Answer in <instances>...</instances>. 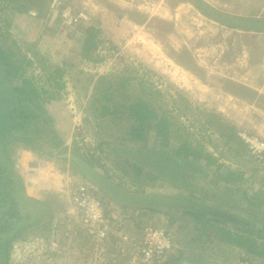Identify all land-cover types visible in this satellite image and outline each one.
<instances>
[{
  "label": "rangeland",
  "instance_id": "1",
  "mask_svg": "<svg viewBox=\"0 0 264 264\" xmlns=\"http://www.w3.org/2000/svg\"><path fill=\"white\" fill-rule=\"evenodd\" d=\"M205 1L217 9L218 19L203 14L190 0H36L23 12L0 1L2 45L19 50L18 64L23 56L33 61L29 66L22 60L25 71L14 82H34L62 137L60 145L48 137L33 138L31 144L41 149L23 141L8 148L26 194L46 201L52 215L49 228L45 216L13 241L9 264H130L146 225L166 228L175 241L176 251L160 264L195 254L205 264L242 259L264 264V256L229 243L219 231L221 224H202L179 209L140 211L91 183L105 202L110 236L116 239L112 245H117L111 248L106 242L99 248L79 229L73 201L80 184L89 181L61 156L76 154L129 191L187 198L192 190L177 186L160 161L164 154L180 151L184 156L186 149L208 153L211 160L188 157L201 172L179 176L194 185L192 193L198 198L255 223L264 248V167L240 135L264 139V89L256 88L263 84L264 72L238 54L237 38L250 31L219 21L230 16L235 17L229 18L232 23L250 26L255 15H264V0ZM91 25L100 29V43L86 51ZM56 66L64 70L62 75L56 76ZM137 101L158 115L150 119L145 141L130 138L135 120L130 105ZM104 105L114 111L104 114ZM161 115L168 117L167 141L155 126ZM101 141L107 144L102 150ZM138 153L141 157L135 158ZM145 154L147 164L136 171L135 163ZM19 209L22 214L39 213L21 202ZM24 223L26 219L19 222Z\"/></svg>",
  "mask_w": 264,
  "mask_h": 264
},
{
  "label": "trees",
  "instance_id": "2",
  "mask_svg": "<svg viewBox=\"0 0 264 264\" xmlns=\"http://www.w3.org/2000/svg\"><path fill=\"white\" fill-rule=\"evenodd\" d=\"M1 1V0H0ZM7 2L15 12H23L28 8L30 3L36 0H2ZM39 1V0H37ZM43 1V0H41ZM201 12L213 19H218V11L211 4L205 0H190ZM4 10V8H0ZM1 11V13H2ZM229 18H235L228 16V20L220 18L221 23L227 25L228 27H239L243 29H258L255 24L250 26L241 25L239 23H232ZM1 14H0V31H1ZM100 32V29L96 26H89L87 28V37L84 42V49L86 51L93 48L96 49L100 43L97 39V34ZM97 39V40H96ZM2 40L0 39V264H9V250L13 245V241L21 235L22 231L29 226L34 225L36 222H40L47 216L45 228H49L51 223L52 215H49L51 211L49 205L44 200H40L33 196H28L26 194V187L23 183L22 178L15 169L14 158H11L8 153V148L10 145H14L17 141H23L24 143L32 146L35 149H41L40 146H34L31 144L33 138H40L41 140H52L55 145H60L62 143V137L59 136L57 128L55 127L56 120L50 115V112L45 108V102H41L38 97L41 96V92L34 85L32 80L23 78L21 83H15L14 80L16 77H20L25 71V65H22V60L26 61V65H32L33 61L22 57L20 64L15 60V56H19L18 51H15L11 48H6L3 46ZM21 54V53H20ZM56 76H60L64 73L60 67H55ZM59 85V83L57 82ZM43 90V89H42ZM46 92V90H44ZM53 98V97H51ZM103 113L107 114L108 112H113L110 110L109 106H103ZM132 111L131 116L135 119L134 123L130 127L129 133L130 138L134 140H146L145 130L152 126L150 121L151 118H156L158 115L155 112L154 108L149 107L143 101H137L134 104L130 105ZM168 117L167 115H161L159 121H156L155 126L161 130L163 133V139L168 140ZM41 125V126H40ZM44 131V133H42ZM48 137V139H46ZM104 145H107L105 141H101L98 144V147L102 150ZM186 146V144H184ZM180 151L178 153L171 154V156L164 154L162 159L158 156L155 157L157 160L161 161L164 165L169 167V172L165 174L173 180H177V186L183 185L184 187H189L192 191L194 185L191 186V183L187 180H184L180 177V173L187 175H195L203 170L200 168V165L194 163L189 159V155L193 154L195 156H204L208 160H211V156L208 153H201V151L196 149H186L185 155L180 156ZM76 155V154H75ZM135 158H140V153L136 154ZM67 160L73 163L77 167L75 161L69 157L65 156V153L61 155ZM148 158L153 157L151 153H147ZM147 156L145 154L144 159L142 156V162L135 163V170L139 171L140 166L147 164ZM215 160L214 158L212 159ZM87 161V160H86ZM88 162V161H87ZM90 163V162H89ZM80 171V169L78 168ZM156 170L160 171L159 168ZM164 170H162V173ZM161 173V171H160ZM232 174V173H231ZM179 176V178H178ZM188 176V177H189ZM192 191L189 193L188 199L205 201V197L198 198L195 196ZM104 193V192H103ZM105 194V193H104ZM108 196V195H106ZM23 205H28L30 208H35L39 211L36 216H33L30 212L22 214L19 209V203ZM206 202V201H205ZM238 201L234 202L232 205L236 204ZM123 204V203H121ZM127 205V204H124ZM134 207L137 210L147 209L155 211H169V209H153V208H141ZM221 209V208H220ZM224 210V209H223ZM185 214L193 216L196 221L201 222L202 224H221L219 227L220 233L225 236L229 243H233L237 247H240L246 250L248 253L254 254L258 257L264 256V248L261 249L263 245L257 240L263 235L256 234L254 229L256 224L252 221H247L239 216V219H242L244 222L239 224L235 223L230 219L211 216L203 213L182 210ZM230 213L227 210H224ZM232 214V213H231ZM236 216V214H233ZM26 219V223L19 224L21 220ZM21 225V226H20ZM232 226L237 231H232L228 227L226 229L224 226ZM218 226V225H217ZM144 229V228H143ZM143 234V233H142ZM110 239V238H109ZM112 241V239H111ZM110 241V242H111ZM109 240H107V243ZM114 245L111 246L113 248ZM176 261V262H174ZM165 264H205L199 256L196 254L191 258H188V255L184 259L177 258L166 261Z\"/></svg>",
  "mask_w": 264,
  "mask_h": 264
},
{
  "label": "built area",
  "instance_id": "3",
  "mask_svg": "<svg viewBox=\"0 0 264 264\" xmlns=\"http://www.w3.org/2000/svg\"><path fill=\"white\" fill-rule=\"evenodd\" d=\"M240 135L244 139L251 156L261 159L264 167V139L245 133ZM73 201L80 215L79 228L93 237L94 243L101 245L99 248H104L103 244L109 240L110 232H112L108 224L105 202L92 184L87 181L82 182L77 191L74 192ZM136 248L137 256L130 258V264H160L176 251L175 241L166 228L153 225L144 227L142 237ZM99 252L100 255L101 250ZM236 264L252 263L242 259Z\"/></svg>",
  "mask_w": 264,
  "mask_h": 264
},
{
  "label": "water",
  "instance_id": "4",
  "mask_svg": "<svg viewBox=\"0 0 264 264\" xmlns=\"http://www.w3.org/2000/svg\"><path fill=\"white\" fill-rule=\"evenodd\" d=\"M65 156L75 161V164L80 169V172L89 182L100 188L106 195L120 203L141 208L189 210L206 215L227 218L239 224L244 222L237 216L212 206L205 201L192 200L186 197L170 196L165 194H147L129 191L116 184L95 166L91 165L81 157L70 152H67Z\"/></svg>",
  "mask_w": 264,
  "mask_h": 264
},
{
  "label": "crops",
  "instance_id": "5",
  "mask_svg": "<svg viewBox=\"0 0 264 264\" xmlns=\"http://www.w3.org/2000/svg\"><path fill=\"white\" fill-rule=\"evenodd\" d=\"M263 10H264V8H263ZM261 15H258V16L255 15L254 16L256 19L254 20L255 23H253V24H255L258 27V29L251 28V29H248L250 32L244 31L245 33H248V34H244V36H239L237 38V44L239 46V50H238L239 56H241V54H242L243 56H245L247 58V60L252 59L253 60V63H252L253 66L255 68L261 67L263 69V72H264V26H261V23H260L261 21H263L262 18H264L263 12ZM245 35H249V36H245ZM256 88H258L259 90L264 89V81H263V84L261 86L256 87ZM253 91H256V90L254 89ZM258 93H261V91H259ZM237 100L238 99H236V100L233 99V104H234V102H235V105L239 104V102H237ZM140 211H150V210H147V209L141 210L140 209ZM111 239L113 241H111ZM115 240L116 239H113V236H110V240L107 243L108 247L110 245H112L113 242H115ZM110 241L112 243H110Z\"/></svg>",
  "mask_w": 264,
  "mask_h": 264
},
{
  "label": "clouds",
  "instance_id": "6",
  "mask_svg": "<svg viewBox=\"0 0 264 264\" xmlns=\"http://www.w3.org/2000/svg\"><path fill=\"white\" fill-rule=\"evenodd\" d=\"M91 183V182H90ZM94 185V184H93Z\"/></svg>",
  "mask_w": 264,
  "mask_h": 264
}]
</instances>
